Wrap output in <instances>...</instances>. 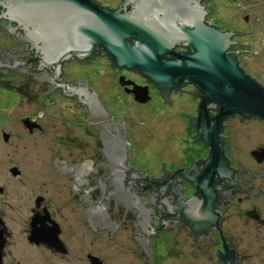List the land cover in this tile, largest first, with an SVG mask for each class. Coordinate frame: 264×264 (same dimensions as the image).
Here are the masks:
<instances>
[{
	"label": "flooded vegetation",
	"instance_id": "1",
	"mask_svg": "<svg viewBox=\"0 0 264 264\" xmlns=\"http://www.w3.org/2000/svg\"><path fill=\"white\" fill-rule=\"evenodd\" d=\"M122 1L118 0L109 7L114 10ZM199 1L205 7V23L233 33L231 39L236 44L231 45L228 51L236 48L240 50V55L236 56L239 63L245 53L240 40L245 32L238 28L218 26L210 16L208 1ZM244 20L247 17L244 16ZM40 45L18 26L8 24L0 18V195L7 192L6 186L1 182L6 171V146L12 137L16 140L15 147L20 144L19 133L22 128L29 134L43 130L37 122V116L21 115L20 104L23 99L37 104L47 103L50 99L54 102L56 97L70 100L76 107L75 114L81 120L84 132L92 142L90 144L89 139L86 141L71 135L70 123L66 122L67 139L62 142L63 147L80 148L91 154L80 162L55 157L45 167L46 174H49L48 169L56 174L52 190L54 185L59 190L48 194L45 183H35L33 206L29 209L28 225L23 230L24 240L30 246L48 250L60 261L78 259L80 256L75 251H85V247L84 237L77 230L88 224L98 236L105 230L111 237L119 230L125 236L130 233L140 260L141 254L145 261L155 257L157 253L153 254L152 245L163 243L162 240L165 243L171 240L172 243V239L179 241L188 237L196 241L197 245L204 243L205 249L209 245L215 264H264V119L239 114L223 115L217 139L213 143L218 152L217 159H214L211 155L212 146L206 145L200 138L194 120L198 119L204 125L200 117L205 116L214 123L219 113L218 105L207 107L206 112L201 113V97L198 95L200 89L197 84L182 83L177 89H171L168 99H164L149 79L137 70L113 66L100 48L93 50L92 57L83 60L69 58L62 61L56 69L55 65L47 68L40 66L37 60ZM173 51L188 53L189 48L179 45L174 46ZM99 59L109 60L114 70H128L141 78L142 83L137 84L122 74L118 76L120 90L134 101V95L130 92L133 85L146 86L150 99L149 91L153 87L162 104L168 108L175 105L173 97L186 95L190 100V107L187 113L180 116L185 119L183 128L188 135H182L180 139L186 144L192 142L196 148L184 151L178 159L174 151L163 147V156L172 158L160 160L155 174L136 167L131 158L133 143L129 138L131 134L126 121L114 116L110 104L100 101L101 96L94 88L96 81L91 82L88 76L77 74L79 69L92 67ZM67 65L75 67V75L67 73ZM239 66L245 74L262 85L240 64ZM120 77H123V82L129 81L131 84H121ZM177 115L174 114L173 123L182 118ZM174 125L172 124L171 130ZM177 130H172L174 136ZM168 137L167 141L175 142L171 136ZM197 148L201 150L200 155ZM208 159L210 162L205 169L204 162ZM33 167L34 165H29L23 169L17 164L8 167V171L12 179L24 182V173L30 170L29 173H34ZM202 178L209 180L214 199L207 218L211 223L198 230L184 219L182 212L197 211L202 196L195 182H200ZM67 202L75 207L73 212L76 219L72 222L75 224L77 220L76 225L70 221V210L64 208ZM33 218L34 226L43 235H37L31 240ZM169 232L174 233L170 239L165 236ZM0 233L3 240L1 264H22L9 249L13 238L10 216L1 211ZM171 243L170 245L173 244ZM75 247L80 248L76 250ZM84 255L81 259L88 264H92L91 257L96 258L99 264H107L97 249H89Z\"/></svg>",
	"mask_w": 264,
	"mask_h": 264
},
{
	"label": "water",
	"instance_id": "2",
	"mask_svg": "<svg viewBox=\"0 0 264 264\" xmlns=\"http://www.w3.org/2000/svg\"><path fill=\"white\" fill-rule=\"evenodd\" d=\"M0 9V18L41 43L37 60L42 67L57 69L62 61L92 57L93 50L100 48L113 66L137 70L149 79L164 99L182 83L197 84L201 113L218 105L214 123L205 116L200 117L204 125L194 120L200 138L212 146L214 159L218 152L213 143L223 115L264 119V87L227 52L236 44L233 33L205 23V7L199 0H123L114 10L97 0H0ZM179 45L189 52H174ZM119 82L131 84L123 77ZM130 92L140 103L150 99L146 86L133 85ZM209 162H204L205 169ZM195 185L202 196L198 209L182 215L199 230L211 223L207 218L214 195L209 180L202 178ZM34 224L33 218L31 240L43 235ZM2 245L0 233V257ZM91 262L99 264L93 257Z\"/></svg>",
	"mask_w": 264,
	"mask_h": 264
},
{
	"label": "rangeland",
	"instance_id": "3",
	"mask_svg": "<svg viewBox=\"0 0 264 264\" xmlns=\"http://www.w3.org/2000/svg\"><path fill=\"white\" fill-rule=\"evenodd\" d=\"M98 1L107 6L115 5L118 2V0ZM205 1H208L210 16L218 26L238 28L245 32L240 37L245 53L239 59V64L264 85V0ZM244 16L247 17V20H244ZM74 68L73 65H67V73L75 75L76 70ZM78 71V75H86L89 77V81H96L94 88L101 96L100 101L107 105L110 104L114 116H118L121 120L124 118L126 121V127L129 128L128 131L131 134L129 138L133 143L131 158L134 165L142 171L155 174L158 172L157 164L160 163V160L172 158H166L161 153L165 146L174 151L178 159L182 157L184 151L196 148L192 142L189 141L190 144H186L180 139L183 137L182 135L184 137L188 135L183 128L185 119L180 116L187 113L190 107V100L186 95L173 97L172 100L175 105L168 108L162 104L155 89L150 87L151 99L144 104H138L122 92L118 86L120 74L137 84H141V78L137 75L125 70H114L107 59H99L94 63V66ZM56 98L54 102L50 99L47 103L39 104L23 99L20 104L21 115L23 117L25 115L37 116V122L40 123L43 130H36L33 134H29L27 130L22 128L19 133L20 144L15 147L16 140L12 137L11 142L6 146V171L1 182L6 186L7 192L0 195V211L10 216V226L13 233L9 245L11 254L17 257V260H20L22 264H88L86 260L81 258H84L85 252L89 249H97L99 254L104 256L107 264H215L210 246L207 245L205 249L204 243L197 245L196 241H192L188 237L179 241L172 239L173 244L171 240L166 241V243L162 240L163 243L158 242L152 245L153 250L156 251H153V254L157 253L155 257L153 256V260L149 258L148 261H145L143 254H141L140 260L137 255V247L134 245L130 233L129 236H125L122 230H119L111 237L109 232L105 230L98 236L88 224L77 230V233H82V237H84L83 247H85V251H79L77 248L80 247H75L77 250L75 253L80 257L68 262L60 261L48 250L30 246L24 240L23 230L28 225L29 209L33 206L35 183L37 181L45 183L48 194L59 190L54 184V190H52V181L56 174L53 173L52 169H48L49 174H46L45 167L55 157L70 162H80L91 154L88 150L63 147L62 142L67 139L65 129L67 121L70 123L71 135L81 137L86 141L89 139V143L92 140L84 132L82 122L78 120L77 114H75L77 111H75L76 107L72 105L73 103L63 97ZM174 114H178L177 117H182L177 119L176 123H173L174 120L172 119ZM172 124H175L172 130L178 129L175 136L171 130ZM168 136H171L175 142L167 141ZM196 151L200 155V148H197ZM17 164H20L23 169L29 165H34L32 170L34 173H29L31 170L25 172V180L24 182L20 181L21 183L12 179L8 171V167ZM30 179L32 181H28ZM59 184L62 183L59 182ZM64 208L70 210L71 222L76 219L73 204L67 202V206L64 205ZM76 221L75 224L72 222L73 225H76ZM172 234L174 233L169 232L165 236L170 239ZM180 241L184 244H181Z\"/></svg>",
	"mask_w": 264,
	"mask_h": 264
},
{
	"label": "built area",
	"instance_id": "4",
	"mask_svg": "<svg viewBox=\"0 0 264 264\" xmlns=\"http://www.w3.org/2000/svg\"><path fill=\"white\" fill-rule=\"evenodd\" d=\"M228 53H232L235 56H239L240 55V50L238 48L233 49V50L231 49L230 51H228Z\"/></svg>",
	"mask_w": 264,
	"mask_h": 264
}]
</instances>
